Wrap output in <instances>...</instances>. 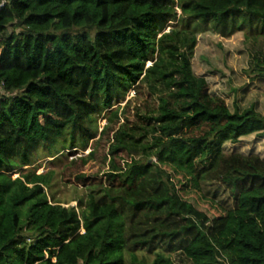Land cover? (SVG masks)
Wrapping results in <instances>:
<instances>
[{"label": "trees", "instance_id": "trees-1", "mask_svg": "<svg viewBox=\"0 0 264 264\" xmlns=\"http://www.w3.org/2000/svg\"><path fill=\"white\" fill-rule=\"evenodd\" d=\"M238 33L264 39V0H10L0 9V264H175L176 253L190 264H264V160L223 151L264 137V114L231 112L192 67L199 36ZM249 71L264 79V57ZM130 92L154 103L134 110L133 127V100L120 106ZM106 113L101 139L119 125L109 170L90 174L96 151L74 152L61 180L90 192L77 208L51 203L54 174L37 175L38 160L85 150Z\"/></svg>", "mask_w": 264, "mask_h": 264}, {"label": "rangeland", "instance_id": "rangeland-1", "mask_svg": "<svg viewBox=\"0 0 264 264\" xmlns=\"http://www.w3.org/2000/svg\"><path fill=\"white\" fill-rule=\"evenodd\" d=\"M9 31L11 32L12 30ZM256 55L264 57V39L247 41L243 33H238L230 39H222L214 35L204 34L198 37L192 67L196 76L206 78L211 93L220 96L226 101L231 112H234L236 108L243 111L250 107H255L257 112L264 114V79L255 78L254 74L249 71L252 58ZM129 100L133 101L126 110L125 116L129 119V127H133L137 122L134 110L136 108L144 110L147 105H150L152 108L154 103L147 99L145 92H142L138 98H136L134 92H130L125 102L120 106H126ZM108 114H103L98 120V133L96 138L90 141L85 150L72 149L61 152V155H63L60 157V160L52 164L49 163L52 159H42L41 157L38 160L37 175L47 174L49 172H53L54 174L52 185L46 190L51 203L60 204L65 208H77L78 201L84 200L90 192L88 188H75L71 185L64 184L61 180V170L67 161L73 158L70 155L74 152L77 154L76 157H84L92 149L96 151L94 163L86 169L90 174L102 175L109 170V163L111 161V157L109 156V142L113 136L112 130L117 131L119 125L114 123L111 129L108 130L106 136L101 139L100 134L107 125L106 119ZM95 141L98 142L95 144ZM223 151L226 154L238 153L246 156L254 154L264 160V137L261 135L243 137L237 144L226 143L223 146ZM115 158L121 166L124 161H128L127 156L121 153L116 155ZM19 176V172L13 173V179ZM216 195L221 201L226 202L228 207H235L234 201L229 199L228 194L223 192L222 189H217ZM147 256L150 261L153 260V255ZM171 258L175 264H190V261L179 253L172 255Z\"/></svg>", "mask_w": 264, "mask_h": 264}, {"label": "built area", "instance_id": "built-area-1", "mask_svg": "<svg viewBox=\"0 0 264 264\" xmlns=\"http://www.w3.org/2000/svg\"><path fill=\"white\" fill-rule=\"evenodd\" d=\"M10 0H2L0 3V9L4 8L7 4H9Z\"/></svg>", "mask_w": 264, "mask_h": 264}]
</instances>
